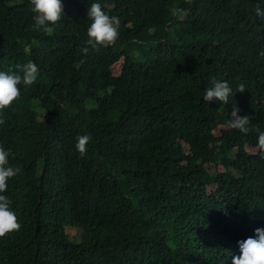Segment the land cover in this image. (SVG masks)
Wrapping results in <instances>:
<instances>
[{
  "label": "trees",
  "instance_id": "obj_1",
  "mask_svg": "<svg viewBox=\"0 0 264 264\" xmlns=\"http://www.w3.org/2000/svg\"><path fill=\"white\" fill-rule=\"evenodd\" d=\"M94 2L120 19L114 45L87 44ZM258 3L62 0L49 34L30 0H0V71L39 66L0 113V145L21 169L0 193L21 224L0 238V264H232L264 227ZM213 77L232 88L227 104L203 100ZM236 107L247 134L230 127Z\"/></svg>",
  "mask_w": 264,
  "mask_h": 264
},
{
  "label": "clouds",
  "instance_id": "obj_2",
  "mask_svg": "<svg viewBox=\"0 0 264 264\" xmlns=\"http://www.w3.org/2000/svg\"><path fill=\"white\" fill-rule=\"evenodd\" d=\"M32 11L35 13L34 29L43 30L51 33L52 28L49 25H54L61 20L64 14L62 0H30ZM264 3V0H262ZM258 3L255 7L257 16L264 18V6ZM173 16H180L182 10L172 8ZM87 16L91 19V24L87 29L88 40L87 44L93 48L97 46L108 47L114 45L119 38L120 19L117 16H110L102 8L98 2H94L88 7ZM171 30V29H169ZM85 54L88 48L81 50ZM264 56V52L260 53ZM23 75L18 72L0 71V113L4 109L12 106L20 95L21 90L19 85L23 83L25 86H31L37 81L39 74V66L29 60L20 69ZM211 87L205 89L203 100L212 102L217 100L220 103L227 104L232 94V88L227 81H220L212 78ZM246 86L241 83L238 85V91L243 93ZM4 119L0 118V124H4ZM230 127L238 130L241 133L247 134L250 131V117L240 116L239 108H233L231 112ZM257 134V149L261 159H264V131L259 127L251 129ZM90 135H80L77 137L76 150L81 157L87 153V146L91 140ZM12 155L11 149H5L0 145V193H4L8 188V181L20 173L19 167L9 166V156ZM11 201L5 195L0 194V238L15 231H19L21 224L17 214L10 207ZM256 235L250 236L247 239L238 241L240 255L233 257L232 264H264V227L255 230Z\"/></svg>",
  "mask_w": 264,
  "mask_h": 264
},
{
  "label": "rangeland",
  "instance_id": "obj_3",
  "mask_svg": "<svg viewBox=\"0 0 264 264\" xmlns=\"http://www.w3.org/2000/svg\"><path fill=\"white\" fill-rule=\"evenodd\" d=\"M249 150L252 151L253 149L249 148ZM67 231L71 237L74 236V234H77V235L79 234V230H77L76 232L75 227L67 228Z\"/></svg>",
  "mask_w": 264,
  "mask_h": 264
}]
</instances>
